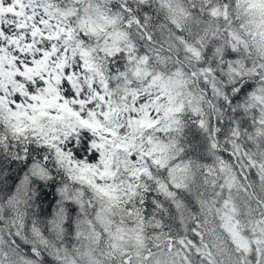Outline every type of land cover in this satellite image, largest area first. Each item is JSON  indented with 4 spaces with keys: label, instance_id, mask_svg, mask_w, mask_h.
<instances>
[{
    "label": "snow or ice",
    "instance_id": "1",
    "mask_svg": "<svg viewBox=\"0 0 264 264\" xmlns=\"http://www.w3.org/2000/svg\"><path fill=\"white\" fill-rule=\"evenodd\" d=\"M0 264H264V0H0Z\"/></svg>",
    "mask_w": 264,
    "mask_h": 264
}]
</instances>
